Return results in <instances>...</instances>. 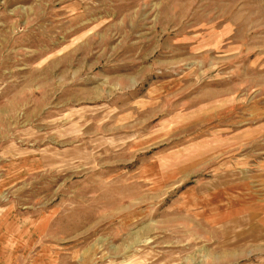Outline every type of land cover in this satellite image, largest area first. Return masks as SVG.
I'll list each match as a JSON object with an SVG mask.
<instances>
[{
	"label": "rangeland",
	"instance_id": "374dc122",
	"mask_svg": "<svg viewBox=\"0 0 264 264\" xmlns=\"http://www.w3.org/2000/svg\"><path fill=\"white\" fill-rule=\"evenodd\" d=\"M0 264H264V0H0Z\"/></svg>",
	"mask_w": 264,
	"mask_h": 264
}]
</instances>
